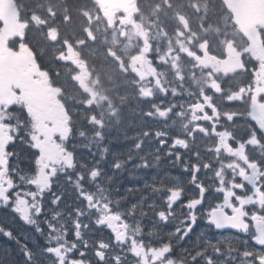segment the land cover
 I'll use <instances>...</instances> for the list:
<instances>
[{"label":"snow or ice","instance_id":"obj_1","mask_svg":"<svg viewBox=\"0 0 264 264\" xmlns=\"http://www.w3.org/2000/svg\"><path fill=\"white\" fill-rule=\"evenodd\" d=\"M40 75L27 69L0 85V264H264V108L221 115L210 99L190 127L152 105L145 116L158 113L165 129L143 128L114 149L120 137L62 106ZM243 92L221 104L242 106ZM199 220L208 231L190 239Z\"/></svg>","mask_w":264,"mask_h":264},{"label":"flooded vegetation","instance_id":"obj_2","mask_svg":"<svg viewBox=\"0 0 264 264\" xmlns=\"http://www.w3.org/2000/svg\"><path fill=\"white\" fill-rule=\"evenodd\" d=\"M255 1L257 6L259 2L261 3L263 11L261 16L264 17V0ZM178 9L183 11L179 18L185 24V33L189 40L193 41V43L188 41L187 47L190 68L187 67L185 75H187V78L190 75L189 82L187 83V89L185 91H178L179 93L176 94V98L165 99L155 96L152 102L153 105H157L158 107L162 105L165 107L170 106L172 109L171 120L173 117V119L177 120V123L181 120L191 122L190 127H195L196 124L195 121H192L193 113L202 117L203 113L200 111V108H206L210 103V99L220 105L222 109L221 115H223V109L226 108H232L241 112H247L252 104H257L261 108H264V104L260 102V97L264 94V20L260 24L257 22V35H252L253 38L256 36L259 39L258 42H251L242 33L234 16L228 12L226 5L221 0H190L179 4ZM21 21L22 19L18 11V0H0V85L6 86L12 80L22 78L27 69L38 70L41 73L38 78L48 84L55 77V72L50 69L51 67H44L45 71L43 70L42 72L39 70L34 61L35 59L38 60L36 52L26 39L24 27L26 24ZM207 26L216 27L217 35L213 36L215 31L211 30L210 32ZM95 40L92 41L91 51L95 67L91 69L92 74L90 75L95 86H97L98 79L101 84L105 83L107 96L109 100L113 103L115 102L116 106L119 104L117 100L119 92L121 91V93L125 94L130 86L136 85L135 72L138 69V65L142 64L143 59L140 57H138V60L134 59L129 69L127 62L120 58L117 53L112 57L110 55L112 51H100L98 43L94 42ZM162 48H165V46L162 45ZM117 59H120L122 64ZM152 59L151 63L157 64V55H153ZM224 64L233 67L232 71L229 73L224 72ZM161 67L159 66L157 69L160 70ZM143 71L144 68H141L139 70L140 74ZM85 78V76L80 78L81 86L85 84L87 80ZM196 81L199 84L198 87L192 85ZM72 83L73 81L68 82L66 86L62 83L61 87L67 90ZM213 83L219 86L220 93H215V88L214 90L211 89ZM116 85L121 86L115 87ZM59 89L62 90L61 93L59 92L57 95L53 93L55 99L62 106H66L71 112L72 106L70 100L66 102V98L68 99V97L65 90ZM241 89H244L243 95L245 96L242 106L238 104L231 106L221 104V101L226 99V97L240 94ZM181 93L182 95H180ZM189 105H191L192 111L185 108ZM145 108L143 106V110H137L139 111L138 114L132 119L133 125L129 124L128 119L125 121V118L129 117L128 112L123 115L124 120L120 126L114 120H107L105 122L102 116L105 114L98 115L95 112L93 115L98 120L103 121L106 127L112 129L113 136L120 137L119 143H115L114 147L115 149L123 150L131 146L133 134L140 132L143 128L163 129L155 115H153L154 119H149L140 113L145 112ZM179 113H183V115L180 116ZM199 122L206 127L208 126L207 122L202 119ZM243 123L247 125L253 123V121L244 120ZM228 127L231 126L228 125ZM166 130L173 133L177 131L176 128H168ZM242 134V131L237 132V135ZM125 136L128 139H125ZM199 139L200 136L197 133V140ZM14 143H16L15 151L19 152L21 157H27L28 151L21 147L18 141ZM85 152L87 150H82L83 154ZM21 167H30L27 159L22 160ZM169 171L173 175L181 174L177 168L169 169ZM124 184L127 186L129 181L125 180ZM212 199L218 202L219 198L218 196H213ZM174 227V224H168L165 226V231H172ZM202 230L207 232L208 226L205 221L199 220L193 229V233L190 234V239L194 240ZM105 234L107 235V232ZM210 235L242 236L243 234L230 230L213 229Z\"/></svg>","mask_w":264,"mask_h":264},{"label":"rangeland","instance_id":"obj_3","mask_svg":"<svg viewBox=\"0 0 264 264\" xmlns=\"http://www.w3.org/2000/svg\"><path fill=\"white\" fill-rule=\"evenodd\" d=\"M45 13L48 16L51 15V10L48 6L45 7ZM103 14H105L104 16L106 17L105 20L108 26H106V23L99 24L100 19L98 18V28H93L91 39L96 38L94 42H97L103 51L116 52L120 58L127 62L129 69L134 59L138 60V57L142 58L143 62L140 66L138 65V69L134 76L138 84L136 82L135 86H130L125 94L121 93V91L119 92L117 98L119 104H117L116 107L115 102L113 103L107 96L105 83L101 84L98 79L97 86H95L90 75L92 72L88 69V65L78 63L79 72L70 69L68 77L66 78L67 83L73 81L70 88L67 89L70 96L67 95L68 99L66 98V102L70 100L72 110H79L83 116H87V114L91 116L95 114V112H97L98 115L105 114L102 115L105 122L107 120H114L118 126L123 123V115L128 112L129 117L125 118V121L128 119L129 124L133 125L132 119L138 114L139 111L137 110L142 109L143 106L146 107L145 112L150 110L155 96H160L165 99L176 98V94L179 93L178 91H185L187 89V83L190 78V75L189 78L185 75L187 67L190 68L187 47L188 41L191 43H193V41L189 40L188 36L183 34L180 28H178L179 32L175 31L174 35L176 38H172L170 34L166 33L164 27H159L157 24L149 25L147 20L135 9L129 16H122L116 13L113 14L111 18L108 13L103 12ZM34 21L37 20L35 19ZM207 28L210 32L211 30L215 31L213 36L217 35L216 27L207 26ZM210 32L209 34L212 35ZM162 45H164L165 48H162ZM65 52H68V49H66ZM70 52H72L73 56L67 55V57L63 59V62L73 65L74 60L76 61V57L78 58L79 54L74 53V50ZM153 55H157L158 58L157 64L155 65L151 63V61H153ZM225 59L228 60L227 58ZM159 66H162L160 70L157 69ZM141 68H144L142 74L139 72ZM223 69L224 72L229 73L232 71L233 67L224 64ZM81 76H85V79H87L82 86L80 84ZM192 85L198 87L199 84L196 81ZM120 86L121 85H116L115 87ZM214 88L216 89L215 93H220L219 86L213 83L211 89L214 90ZM54 89L53 93L55 95L62 92L59 88ZM180 95H182V93ZM160 107L165 110L171 108L170 106L165 107L163 105ZM185 108L192 111L191 105ZM145 112L140 113L145 115ZM153 115L156 116L161 127L165 129V120L160 119L158 113L153 112ZM168 120L171 121V113L168 116ZM20 145L28 151L26 146ZM113 148L115 149L114 144ZM79 154L82 156L88 155L87 152L83 154L82 150H80ZM178 171L180 172L179 169ZM176 176L179 175L177 174ZM19 223L20 222H17V226H19ZM25 230L31 231L29 228H25Z\"/></svg>","mask_w":264,"mask_h":264},{"label":"trees","instance_id":"obj_4","mask_svg":"<svg viewBox=\"0 0 264 264\" xmlns=\"http://www.w3.org/2000/svg\"><path fill=\"white\" fill-rule=\"evenodd\" d=\"M31 6L33 5V1ZM49 2L50 6L57 14V20L59 24H56L54 20L47 19L45 24H39L32 33L33 41L38 44L40 49L50 50L51 43L48 39V31L52 28L58 31V37L62 41H66L72 44L79 43L83 45L84 41L87 44L86 39L90 35L91 28L93 27L92 21L88 17H91L92 4L89 0H43ZM190 0H138L137 12L149 21H157V24L166 29H172L173 26V14L175 13L169 6L165 4L176 2L186 3ZM27 4L28 1H27ZM38 5V4H37ZM39 6V5H38ZM87 10H91L86 12ZM100 15V10H97ZM88 16V17H86ZM102 18V17H100ZM85 46V45H84ZM78 52L84 53L90 50V45L86 47H77ZM53 61V59H52Z\"/></svg>","mask_w":264,"mask_h":264},{"label":"water","instance_id":"obj_5","mask_svg":"<svg viewBox=\"0 0 264 264\" xmlns=\"http://www.w3.org/2000/svg\"><path fill=\"white\" fill-rule=\"evenodd\" d=\"M101 6L104 9L107 8H113L116 10H122V11H127L130 6L134 5L135 0H99ZM225 3L228 6V9L233 13L236 14V11H239L240 7L238 5V0H224ZM254 17V15H253ZM238 18L242 21H244V19L241 17V15L238 14ZM241 25V27L243 28L245 35L250 38L253 39L252 37L253 33L255 32V27H249L245 22H240L239 23ZM231 230V229H229ZM233 232H236V230H232Z\"/></svg>","mask_w":264,"mask_h":264}]
</instances>
